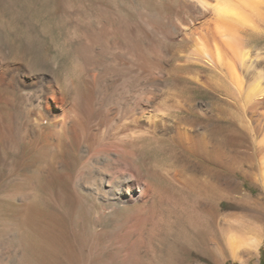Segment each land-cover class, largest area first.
<instances>
[{
  "label": "bare ground",
  "instance_id": "bare-ground-1",
  "mask_svg": "<svg viewBox=\"0 0 264 264\" xmlns=\"http://www.w3.org/2000/svg\"><path fill=\"white\" fill-rule=\"evenodd\" d=\"M110 1L71 38L80 89L46 61L38 68L31 55L0 51V263L22 231L48 250L59 224L89 202L141 218L165 214L175 192L193 197L187 217L215 218L236 261L250 264L261 237L220 219L240 173L256 185L238 183L239 204L264 193V128L253 153L236 147L264 120V53L246 38L264 29V0H153V9L144 0L134 17ZM226 105L240 110L245 131L231 129ZM159 145L165 163L143 159L144 147ZM252 157L257 175L244 167Z\"/></svg>",
  "mask_w": 264,
  "mask_h": 264
},
{
  "label": "rangeland",
  "instance_id": "rangeland-1",
  "mask_svg": "<svg viewBox=\"0 0 264 264\" xmlns=\"http://www.w3.org/2000/svg\"><path fill=\"white\" fill-rule=\"evenodd\" d=\"M113 1L122 12L133 17L136 16V6L145 3L144 0ZM147 1L145 6L153 9L154 1ZM100 2L112 4L110 0H0V51L31 55L38 68L46 61L47 68L55 69L64 85L75 83L80 89L84 84L81 59L71 38L82 34V25L94 21L91 16L94 18L98 14ZM157 7L163 8L162 5ZM246 38L251 50L259 49L264 53V29L260 34ZM103 70L98 68L97 72ZM224 108L235 119L236 126L229 124L231 129L242 128V124L247 123L238 108L227 105ZM263 128L264 120L252 132V141L237 142V149L243 153L249 146V153H253L252 142L261 139ZM164 152L160 145L146 146L143 159L163 164ZM244 167L251 169L252 174L259 173L255 157ZM242 181H245L246 188L255 184L242 173L231 179L220 221L232 226L242 224L246 239L260 236V254L252 257L250 264H264V193L255 188L253 201L239 204L238 199L244 193L239 187ZM164 202L165 214L141 218L137 217L135 209L127 210V206L116 214L103 215L105 211L89 202L82 214L72 215L64 225L59 224L52 235L50 250L40 243V235L22 231L13 237L0 264H241L234 258L215 218L207 225L203 220L187 217L185 210L195 205L193 197L168 192ZM216 203L217 199H214L213 205ZM33 244H37V248ZM244 245L238 249L239 256L245 252Z\"/></svg>",
  "mask_w": 264,
  "mask_h": 264
}]
</instances>
